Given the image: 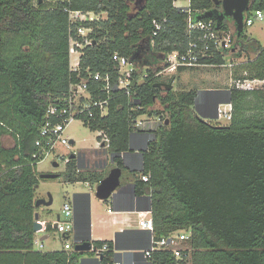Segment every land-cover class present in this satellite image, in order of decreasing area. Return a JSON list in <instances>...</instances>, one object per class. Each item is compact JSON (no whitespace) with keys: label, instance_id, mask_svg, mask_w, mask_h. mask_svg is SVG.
<instances>
[{"label":"trees","instance_id":"1","mask_svg":"<svg viewBox=\"0 0 264 264\" xmlns=\"http://www.w3.org/2000/svg\"><path fill=\"white\" fill-rule=\"evenodd\" d=\"M136 1L0 0V264H79L84 253L44 251L34 244L37 167L45 158L36 141L52 97L79 79L69 64L70 23L63 9L67 6L107 14L90 23L94 31L81 59V75L86 68L112 71L116 51L138 66L131 94L112 89L108 113L96 112L88 121L84 117V124L109 136L108 154L129 150L135 117L159 112L157 102L166 113L144 152L140 174L148 180L133 174L137 192L152 193L155 239L186 232L189 248L183 258L171 249H155L151 263L264 264V89L231 87V120L223 124L201 119L195 89L155 85L179 78L157 74L166 66L165 54L189 48L193 35L187 29V14L174 0ZM190 8L198 18L221 5L191 0ZM254 10L264 11V0H252L249 13ZM229 28H235L232 18L221 27ZM246 31L247 27L240 35L234 32L238 49L217 51L200 63L220 66L229 57H244L236 66L250 77L264 78V46ZM7 135L14 140L9 147L3 142ZM115 160L122 164L120 157ZM106 173L83 169L71 158L58 177L99 183ZM46 229L53 230V224ZM104 244L108 249L100 252L101 263L115 264L109 242L94 241L93 247Z\"/></svg>","mask_w":264,"mask_h":264},{"label":"built area","instance_id":"2","mask_svg":"<svg viewBox=\"0 0 264 264\" xmlns=\"http://www.w3.org/2000/svg\"><path fill=\"white\" fill-rule=\"evenodd\" d=\"M176 1L174 0V3L178 6ZM179 7L183 8V11L187 14V29L193 35V38L186 52L174 50L164 55L163 59L166 66L157 74L163 78H165L164 75L171 74L172 76V74H177L180 67L200 65L202 64L200 63L202 57L213 56L217 51L223 52L230 50L233 52L238 49L234 45L235 28L218 29L214 19L195 18L190 4ZM63 9L68 13L70 23L68 48L70 70L77 73L79 79L71 82L67 91L52 97L46 108L47 120L41 127L40 139L36 141V144L40 147V153L45 157L51 152L60 155L58 151L61 146L70 147L72 138L66 135L65 131L71 121L81 119L84 122V117L88 121V118L93 117L96 112H99L100 115L108 113L110 92L112 89H122L128 94H131L135 80V71L138 69L137 64L128 56L116 51L112 55V61L114 63V69L112 71H93L86 68L85 74L81 75V59L86 47L92 42L91 33L94 31V27L90 23L94 20L104 19L105 17L101 12L94 10L71 9L68 6ZM263 19L264 11L254 10L249 13L248 10L245 14V27L251 26L256 21ZM237 64H239V61L228 62L227 65L232 69V73H234L233 71L237 67ZM235 75L232 74L231 86L236 89H264V78L250 77L247 70H240V73L237 76ZM94 82L96 83L93 89L95 92L92 93L90 87ZM97 92H102L104 96H96ZM232 109L231 102L220 103L217 106L216 120L220 123H223L222 120L224 119L229 122L232 118ZM164 122L165 117L146 113L134 118L132 128L134 132L145 131L155 135L156 130ZM98 130H100L98 149L105 150L109 147V136L104 130ZM148 177V175L141 176L143 180H148ZM55 223H57L56 229L64 235L73 229V206L70 202L66 201L64 203L62 214H60L59 219ZM44 225L45 222L42 221V226L44 227ZM140 225L148 229L152 234V245L144 251L145 256L148 258L155 249H171L177 258L188 256L187 249L189 247L186 245V240L189 238V235L186 232L157 240L153 235L154 224L152 218L141 219ZM182 243H185L183 248L180 247ZM34 244L39 248L44 247V244L39 238L34 239ZM74 244L70 243L67 239L65 248L74 250ZM107 246V244H104L100 249H95L92 246V250H95L100 259V264H102L100 252L108 249ZM115 264L125 263L121 261L115 262Z\"/></svg>","mask_w":264,"mask_h":264},{"label":"crops","instance_id":"3","mask_svg":"<svg viewBox=\"0 0 264 264\" xmlns=\"http://www.w3.org/2000/svg\"><path fill=\"white\" fill-rule=\"evenodd\" d=\"M101 13L106 18L107 14L105 12ZM250 37L254 38L252 35H249V38ZM254 39L260 42L259 39ZM254 46H250L251 51H253ZM232 59V61L240 62L242 59H244V57H235ZM210 66L215 65L202 63L195 66L200 68V70L195 72L193 71L195 76H192L195 80L196 76L201 77V86L203 85V87L188 88L187 90L195 89L197 91V102L195 103V108L199 112L206 115L208 120L216 121L217 106L220 103H227L230 90L229 88L218 87L217 85L210 84L211 79L206 76V72H202V68L206 69V67ZM191 68L195 69L194 67ZM237 69L238 68L236 67L234 72L237 71ZM231 74L232 72L230 73V77ZM177 80L180 82L184 80V78L179 76ZM176 81H174V83ZM194 83L196 85V81H194ZM132 135V152L128 153L125 158L120 156L122 160V166H119L126 169V164L129 165L133 170H135L134 174L136 173L135 175L137 178L140 179V172L144 168V152L149 146V140L154 135L145 131L133 132ZM12 145L13 144L6 146L9 147ZM77 161L80 164V167L83 169L96 171V169L92 168V162L90 163L83 160V162L86 163L84 164L81 158H79ZM115 165H118V163ZM110 168L111 166H106L103 170L109 171ZM97 171L100 170L97 168ZM107 174L108 172L106 175ZM134 174L132 177L130 176V181L134 184V187L122 192L120 191L114 197L109 199H100L96 195L95 188L98 185L96 182H70L72 188L70 190L69 196H67V202H70L73 206L74 225L70 232L65 235L62 233L64 250H68L65 248L67 239L70 243H74L75 239L83 240L90 237L92 246L94 245V241H105V243L109 242L112 245L111 249L113 250V259L115 262L122 261L125 264H152L150 259L144 254V251L149 249L152 245V234L148 229L143 228L140 225L141 219L152 218V193L148 190L141 191L140 193L137 192V180L134 178ZM82 183L84 186L79 185ZM36 200L37 198H35V201ZM40 221L41 223L42 221L45 222V229H43L44 227L42 226L41 230L35 231V238H39L45 247L49 237V231L46 229L49 222L41 218ZM43 237L45 238L43 239ZM35 247L39 250L44 249V247ZM54 250L55 249L46 251ZM79 264H100V259L98 258L96 252L91 253L85 251L80 257Z\"/></svg>","mask_w":264,"mask_h":264},{"label":"rangeland","instance_id":"4","mask_svg":"<svg viewBox=\"0 0 264 264\" xmlns=\"http://www.w3.org/2000/svg\"><path fill=\"white\" fill-rule=\"evenodd\" d=\"M176 4L178 6H188L190 2L189 0H177ZM246 32L248 35H252L254 38L259 39L261 44L264 45V19L258 20L253 25L248 26ZM232 60V57H229L223 65L210 66L206 67V69L202 68V72H206V76L211 79L210 84L229 89L232 87V74H236L235 76H237L240 73V69L238 68L237 71H233L234 73H232L230 77L232 69L230 70L227 64ZM193 67L195 69L191 67H185L183 70L177 72L176 75L183 77L184 80L180 82L177 80L174 83L175 90H187L188 88L203 87V85L201 86L202 78L196 76L195 80L193 77L195 76L194 72L200 70V68H197L195 66ZM164 77H171V74L164 75ZM194 81H196V85ZM155 108L158 109L159 112H155L153 113V115L162 117L166 116V113L163 111V108L159 104V102H157ZM212 122L218 121L212 120ZM222 122L224 124L228 123L225 119L222 120ZM65 134L70 136L74 140V143H72L70 147L61 146L58 151L61 156L56 155L53 152L46 155V157L38 163V170L40 172L39 175L41 173H64L67 169V161L69 160L70 154L72 153L80 155L81 153L86 152L88 155L87 160L84 158V156H82V154L80 156L82 162L83 160L88 162V159H90L93 163V161L97 158H106V155L109 158L110 154H108L107 150L98 149V141L100 140V130L91 129V127L84 124L81 119H74L73 121H71L66 127ZM3 141L6 145H11L14 143V140L9 135L4 136ZM54 162H58V165H55ZM83 163L86 164L85 162ZM92 163L91 165H93ZM92 168L97 169L99 167L98 165H93ZM106 172H108V170H106ZM79 185L84 186L83 183ZM71 188V183L66 181L63 176L57 178H42L39 176L38 187L36 190V198L49 199L50 195L53 198V203L51 205H41L40 207H38L40 218L47 220V222L49 223L55 224L58 214H62L63 205L68 199L67 196H69ZM56 230L57 229L55 227L53 230H49V237L43 249L44 251L51 249H63L64 243L62 233ZM184 246L185 243L180 244V247L183 248Z\"/></svg>","mask_w":264,"mask_h":264},{"label":"water","instance_id":"5","mask_svg":"<svg viewBox=\"0 0 264 264\" xmlns=\"http://www.w3.org/2000/svg\"><path fill=\"white\" fill-rule=\"evenodd\" d=\"M143 2L145 0H137L138 2ZM216 5H221V8H213L209 9L203 13V15L199 16L200 18H211L216 21V25L218 29H221L223 24L227 22L229 18H232L235 29L240 35L245 30V14L250 9L252 0H214ZM158 87H164L166 89H172L174 84L173 82H158L155 84ZM197 102V97L195 98V103ZM228 103L231 102V95L229 91V98L227 100ZM198 112V116L203 120H208V117L203 113ZM132 134L130 136V148L128 151L121 152V153H111L110 154V163L114 164L110 169L108 174L98 183L96 187V195L100 199H109L114 197L120 191H125L127 189L133 188L134 184L130 181V176L132 177L135 170H133L129 165L126 164V169L116 164V157H126L128 153L132 152ZM73 143V139L71 140ZM71 158H76L79 160L80 155L76 153L70 154ZM126 161V160H125ZM55 165H58V162H54ZM80 166V164H79ZM59 176L58 173H41L40 177L42 178H57ZM53 203V198L50 195L49 199L39 198L35 201V206L40 207L41 205H51ZM60 214H58L57 219H59ZM56 228L57 223L53 224ZM42 228V223L40 221V214L37 211L35 213V221H34V230L39 231ZM46 237V236H45ZM43 237V239L45 238ZM74 250L75 251H90L92 250V242L91 238H85L83 240L74 241Z\"/></svg>","mask_w":264,"mask_h":264},{"label":"flooded vegetation","instance_id":"6","mask_svg":"<svg viewBox=\"0 0 264 264\" xmlns=\"http://www.w3.org/2000/svg\"><path fill=\"white\" fill-rule=\"evenodd\" d=\"M82 154V156H84V158L87 160V153L86 152H83V153H81ZM81 154H80V156H81ZM106 158H108V156L106 155ZM106 158H104V159H101V158H97L96 160H94L93 161V165H98V170H103L106 166H113L114 164H111L110 163V156H109V158L108 159H106ZM88 162H90L91 163V160L90 159H88ZM117 163V162H116ZM96 171H97V169H96Z\"/></svg>","mask_w":264,"mask_h":264}]
</instances>
